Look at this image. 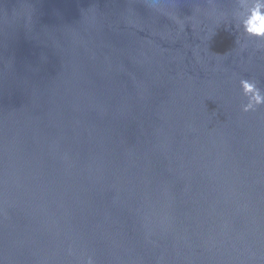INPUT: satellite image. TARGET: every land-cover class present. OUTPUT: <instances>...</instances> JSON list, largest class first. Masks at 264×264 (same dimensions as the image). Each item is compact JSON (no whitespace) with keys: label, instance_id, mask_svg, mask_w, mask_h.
<instances>
[{"label":"water","instance_id":"obj_1","mask_svg":"<svg viewBox=\"0 0 264 264\" xmlns=\"http://www.w3.org/2000/svg\"><path fill=\"white\" fill-rule=\"evenodd\" d=\"M238 0H0V264H264V40Z\"/></svg>","mask_w":264,"mask_h":264},{"label":"clouds","instance_id":"obj_2","mask_svg":"<svg viewBox=\"0 0 264 264\" xmlns=\"http://www.w3.org/2000/svg\"><path fill=\"white\" fill-rule=\"evenodd\" d=\"M239 6L243 10V15L239 18V28L244 36L258 40H264V0H238ZM239 87L246 103L241 110L245 113L255 111L264 105V92H262L251 80L240 79ZM86 264H94L91 257Z\"/></svg>","mask_w":264,"mask_h":264}]
</instances>
